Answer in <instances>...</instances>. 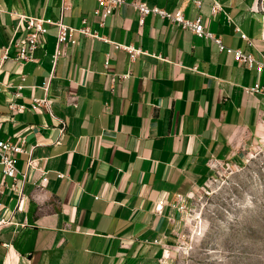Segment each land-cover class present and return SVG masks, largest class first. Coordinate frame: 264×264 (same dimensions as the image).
<instances>
[{
  "label": "crops",
  "instance_id": "1",
  "mask_svg": "<svg viewBox=\"0 0 264 264\" xmlns=\"http://www.w3.org/2000/svg\"><path fill=\"white\" fill-rule=\"evenodd\" d=\"M125 1L102 23L96 0H0V57L8 52L0 139L36 145L39 165L24 183L23 211L13 192L5 198L14 223L0 228V264H169L186 226L178 198H190L216 163L264 141L258 0ZM135 1L201 18L255 62L240 63L169 19L150 14L141 24ZM19 15L75 28L86 19L106 41L75 32L78 44L59 46L58 28L48 26L35 60L20 65L17 44L27 32ZM43 99L49 108L33 110ZM28 158L17 161L21 174Z\"/></svg>",
  "mask_w": 264,
  "mask_h": 264
},
{
  "label": "rangeland",
  "instance_id": "2",
  "mask_svg": "<svg viewBox=\"0 0 264 264\" xmlns=\"http://www.w3.org/2000/svg\"><path fill=\"white\" fill-rule=\"evenodd\" d=\"M185 205L169 264H264V141L216 163Z\"/></svg>",
  "mask_w": 264,
  "mask_h": 264
},
{
  "label": "built area",
  "instance_id": "3",
  "mask_svg": "<svg viewBox=\"0 0 264 264\" xmlns=\"http://www.w3.org/2000/svg\"><path fill=\"white\" fill-rule=\"evenodd\" d=\"M96 1L98 6L95 10V13L96 15L100 16L102 23H104V20L111 16L118 8L127 5L125 0ZM131 5L139 12L141 24L144 23V17L150 14L158 16L162 19H169L172 23L181 27L182 29H189L196 33L199 37L214 41L216 44H218L221 51L233 53L238 62L247 64L249 66H252L255 62V59L252 55H246L239 50H234L223 45L220 39L215 38L212 33L206 30L201 18H197L196 20L187 19L181 10L170 12L159 7L149 8L145 3L139 1H135L131 3ZM198 5L200 7L201 3H198ZM67 9L68 6L63 7V11H66ZM217 11L218 5H215L213 8V13L215 14ZM19 17L20 23H24L26 25L27 32L25 38L17 44L19 51L17 52L15 59L20 63V65H24L27 62L35 60L34 52L45 41L46 35L48 33V26H56L58 28L57 41L59 46L69 43L72 45L78 44V41L74 38L75 32L81 33L86 37L97 38L106 41L104 37L100 36L96 31L92 30L88 26L86 19L82 20V25L80 27L75 28L73 26L64 24L61 20L53 21L52 19H43L27 15H19ZM243 36L246 37L245 35ZM113 44L117 48H125L134 56L141 54L140 50H135L133 47H125L117 43ZM57 54L60 55L61 52L58 51ZM63 54H65V52H63ZM6 59H8L7 50L0 57V68ZM259 64V69H264V64ZM49 106L50 102L47 99L35 100L32 109L38 110L41 107L49 108ZM11 108L14 109L15 107L11 105ZM35 147L36 145L30 148L26 147L24 139H20L18 141L0 139V228L14 223L13 215L8 218L5 215V198L8 191L13 192L17 196L15 210H24L26 198L24 195L23 186L28 179V172L39 169L38 161L33 158V151ZM25 153L29 155L27 160V173L21 174L17 168V161L20 155ZM7 178H11L13 180L12 184H8L6 182ZM19 182H21V186L18 185ZM47 182V175L46 173H43L42 181L39 183V186L43 187ZM175 207H177L178 210L185 212L187 210L185 199L179 197ZM161 208V205L157 206V210Z\"/></svg>",
  "mask_w": 264,
  "mask_h": 264
}]
</instances>
